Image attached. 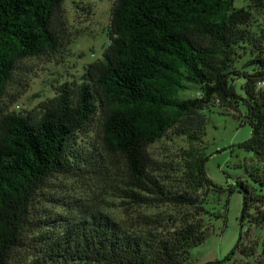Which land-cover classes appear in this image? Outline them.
<instances>
[{
	"label": "trees",
	"instance_id": "1",
	"mask_svg": "<svg viewBox=\"0 0 264 264\" xmlns=\"http://www.w3.org/2000/svg\"><path fill=\"white\" fill-rule=\"evenodd\" d=\"M63 1L0 0V106L20 61L62 47ZM232 1L115 0L108 45L101 59L87 65L79 84H61L39 114L0 107V264H8L21 247L36 192L51 175L71 171L72 136L97 110L102 144L124 167V198L137 207L182 209V218L171 232L160 235L128 231L106 215L90 214L67 223L24 264H187L190 250L211 232V225L203 222L208 212L197 196L201 189L215 187L203 171L206 156L193 149L185 153L184 187L174 193L152 174L147 148L179 124V134L189 144L198 142L205 134L198 112L212 99L226 107L236 100L242 103L251 135L237 147L256 161L247 172L249 182H236L242 194L240 230L222 261L264 264V237L245 246L241 231L245 219L254 227L264 226V87L256 88L264 82V56L251 61L255 72L242 76L244 97L239 98L228 84L227 69L232 48L244 40L239 26L249 13L233 9ZM250 1L264 9V0ZM186 85L198 86L200 97L177 99ZM236 255L253 259L241 263Z\"/></svg>",
	"mask_w": 264,
	"mask_h": 264
},
{
	"label": "rangeland",
	"instance_id": "2",
	"mask_svg": "<svg viewBox=\"0 0 264 264\" xmlns=\"http://www.w3.org/2000/svg\"><path fill=\"white\" fill-rule=\"evenodd\" d=\"M115 0H65L60 7L64 22L62 47L51 54H43L20 61L5 86L1 108L25 114L40 112L66 83H80L87 65L101 59L108 45L111 9ZM232 8L249 13L246 23L239 26L244 40L232 48L227 72L231 90L240 98L244 74L256 67L251 61L264 56V9L255 8L250 0H233ZM260 83V82H259ZM256 88L260 87L256 83ZM196 85L176 94L179 100L199 98ZM239 100L226 107L212 99L198 115L203 118L204 136L189 144L179 131L183 125L167 130L147 148L151 171L169 192L178 193L183 187V156L189 149L206 156L203 171L215 186L198 191V198L208 212L203 217L211 232L198 247L190 250L189 263L213 252L217 264L231 251L239 234L242 194L236 182H249L247 172L255 165L252 153L237 147L249 139L251 127L245 121V109ZM101 111L97 110L85 127L74 133L70 141L71 171L53 174L36 192L29 210L30 226L22 232L21 247L13 251L8 264H24L32 259L47 240L58 236L67 223L79 221L90 214L101 213L133 232L164 235L178 226L184 210L169 206H133L124 198V167L121 159L103 146L100 132ZM233 190L228 193V190ZM254 210L250 211L253 214ZM221 216L214 219V216ZM224 218V221H223ZM242 243L258 244L264 237V226L254 227L248 219L242 222ZM256 255L259 248L255 249ZM241 263L252 259L234 256ZM68 264H81L72 262ZM218 264H233L222 261Z\"/></svg>",
	"mask_w": 264,
	"mask_h": 264
},
{
	"label": "crops",
	"instance_id": "3",
	"mask_svg": "<svg viewBox=\"0 0 264 264\" xmlns=\"http://www.w3.org/2000/svg\"><path fill=\"white\" fill-rule=\"evenodd\" d=\"M214 260H216V258H215V255L213 254V252H208L205 255H201V257L199 259H197V261H195V264H211ZM214 262H216V261H214ZM187 264H190L189 261Z\"/></svg>",
	"mask_w": 264,
	"mask_h": 264
},
{
	"label": "built area",
	"instance_id": "4",
	"mask_svg": "<svg viewBox=\"0 0 264 264\" xmlns=\"http://www.w3.org/2000/svg\"><path fill=\"white\" fill-rule=\"evenodd\" d=\"M258 85L261 87H264V82H260V83H258Z\"/></svg>",
	"mask_w": 264,
	"mask_h": 264
}]
</instances>
